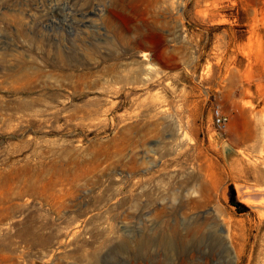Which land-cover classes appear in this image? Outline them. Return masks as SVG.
<instances>
[{
    "label": "rangeland",
    "instance_id": "rangeland-1",
    "mask_svg": "<svg viewBox=\"0 0 264 264\" xmlns=\"http://www.w3.org/2000/svg\"><path fill=\"white\" fill-rule=\"evenodd\" d=\"M173 227L170 264H264V0H0V264H163Z\"/></svg>",
    "mask_w": 264,
    "mask_h": 264
},
{
    "label": "bare ground",
    "instance_id": "bare-ground-1",
    "mask_svg": "<svg viewBox=\"0 0 264 264\" xmlns=\"http://www.w3.org/2000/svg\"><path fill=\"white\" fill-rule=\"evenodd\" d=\"M117 33H118L119 37H121L122 39H129L126 32L124 31V29L117 30ZM145 42H146V44L151 43L148 38H145ZM133 44L134 45L136 44L135 41L133 42ZM56 55H57L58 61L64 60L63 59L64 57L62 56V53L60 51L56 52ZM6 56L7 55L4 53L1 60L5 61ZM199 232H201V231H199ZM159 240H160L162 247L164 246L163 248L166 251L165 259L162 261L163 264H170L169 258L173 255V253H174L173 251H175L177 244L180 247L179 252L182 253V234L179 232L178 228L172 229L170 233H167V234L163 233L162 238ZM150 244H151V240L145 239L142 242H140L139 249L140 250H146L150 246ZM162 251H163V249H162ZM180 264H182V261L180 262ZM184 264H208V263H207V261H205V263L200 262V261H193V262H186Z\"/></svg>",
    "mask_w": 264,
    "mask_h": 264
},
{
    "label": "built area",
    "instance_id": "built-area-1",
    "mask_svg": "<svg viewBox=\"0 0 264 264\" xmlns=\"http://www.w3.org/2000/svg\"><path fill=\"white\" fill-rule=\"evenodd\" d=\"M215 119H216V123L219 126H221V125L226 123L228 118L224 113H222V111L220 109H217L215 112Z\"/></svg>",
    "mask_w": 264,
    "mask_h": 264
},
{
    "label": "trees",
    "instance_id": "trees-1",
    "mask_svg": "<svg viewBox=\"0 0 264 264\" xmlns=\"http://www.w3.org/2000/svg\"><path fill=\"white\" fill-rule=\"evenodd\" d=\"M230 199L233 204L236 206L242 205L238 200H237V195H236V190L233 186H231V193H230Z\"/></svg>",
    "mask_w": 264,
    "mask_h": 264
}]
</instances>
